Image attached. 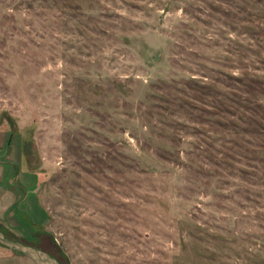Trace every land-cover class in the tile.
I'll return each mask as SVG.
<instances>
[{
	"label": "rangeland",
	"instance_id": "374dc122",
	"mask_svg": "<svg viewBox=\"0 0 264 264\" xmlns=\"http://www.w3.org/2000/svg\"><path fill=\"white\" fill-rule=\"evenodd\" d=\"M0 230L60 264H264V0H0Z\"/></svg>",
	"mask_w": 264,
	"mask_h": 264
},
{
	"label": "water",
	"instance_id": "95a60500",
	"mask_svg": "<svg viewBox=\"0 0 264 264\" xmlns=\"http://www.w3.org/2000/svg\"><path fill=\"white\" fill-rule=\"evenodd\" d=\"M0 243L28 256L36 264H60L58 260L47 251L20 240L12 239L6 236L1 230Z\"/></svg>",
	"mask_w": 264,
	"mask_h": 264
},
{
	"label": "trees",
	"instance_id": "16d2710c",
	"mask_svg": "<svg viewBox=\"0 0 264 264\" xmlns=\"http://www.w3.org/2000/svg\"><path fill=\"white\" fill-rule=\"evenodd\" d=\"M2 231V230H1ZM3 232V231H2ZM4 233V232H3Z\"/></svg>",
	"mask_w": 264,
	"mask_h": 264
}]
</instances>
